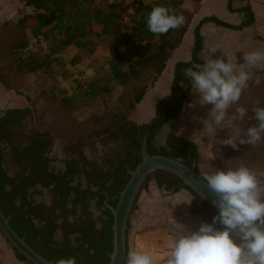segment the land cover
<instances>
[{
  "label": "flooded vegetation",
  "instance_id": "obj_1",
  "mask_svg": "<svg viewBox=\"0 0 264 264\" xmlns=\"http://www.w3.org/2000/svg\"><path fill=\"white\" fill-rule=\"evenodd\" d=\"M11 3L14 4L13 0ZM11 7L8 13L14 12ZM5 12L6 5L0 0V18ZM4 96L5 103L0 105V162L9 180H4V188L0 190V204L19 233L15 226H19L23 218L28 220L27 224L31 221L39 227L32 238L45 253L58 248L56 255L59 258H109L113 215L106 200L116 206L119 192L129 177L127 168L133 169L142 159V141L151 122L160 121L151 128L148 150L153 148L156 153L180 157L189 165L196 162L200 171V152L193 140L181 138L171 127L167 128L186 101L180 85L169 98L159 102L158 112L151 120L139 122L128 118L107 135L94 140L62 139L43 131L30 106L22 105L13 95ZM183 140L193 143L195 150L190 148L176 153V146H183ZM3 171L0 170V181ZM155 175L163 178V186L171 189V195L181 189L192 192L181 186L180 180L163 172L151 175L143 190ZM192 194L193 199L186 197L183 200L191 204L195 218L211 222L218 211L206 202H200L196 193ZM25 196L30 204L17 211H6L13 202L22 205ZM21 235L27 240L26 231ZM107 242H110V248ZM94 245L98 248L92 247ZM129 251L128 232L127 253ZM12 252L16 258L24 259L13 247Z\"/></svg>",
  "mask_w": 264,
  "mask_h": 264
},
{
  "label": "trees",
  "instance_id": "obj_2",
  "mask_svg": "<svg viewBox=\"0 0 264 264\" xmlns=\"http://www.w3.org/2000/svg\"><path fill=\"white\" fill-rule=\"evenodd\" d=\"M24 1L26 5L32 8V13L25 14L22 18H19L10 30L3 29L0 32L2 36L3 32L10 31V33L3 36L5 39L0 38V78L3 82L10 85L8 72H14L23 79L21 81H25L24 79L29 75L47 66L46 62H38L34 56H30L26 60L18 56L22 50L28 47L30 35L36 38L51 35V38L55 41L54 52H61L71 45L76 46L79 52L73 58V62L79 63L84 58L95 53L98 44L93 37L94 27L96 24H100L103 27V34L112 37V43L109 48L110 70L106 73V78L98 76L88 82V86L85 87L82 95L88 98L91 95L104 94L106 89H109L107 83L116 81L124 87L119 97V102H122L126 108L133 109L135 104L143 99L147 89L162 72L171 51L182 42L193 18L194 11L201 0H194L195 8L192 11L182 7V0H154L152 3H147L145 0H137V15L130 23L122 21V8L120 6L107 5L100 0ZM155 6H167L175 14L182 15L185 18L184 24L177 29H171L168 33L160 35L161 42L154 52L150 54L138 52L128 56L126 51L120 49V45L129 46L151 43L157 38L158 35L151 33L146 24L148 14ZM7 55H11L13 58L10 61L9 57L4 60ZM19 85L22 84L19 83ZM64 101L66 102L64 116L69 117L70 109L77 103V99L76 97H71L66 98ZM238 105V107L246 109V115L243 120H237L235 124V127H239L243 132L257 123L253 109L264 107V79L260 80L259 84L255 83L252 87L246 89ZM97 112L99 111H94L90 114L94 123L102 119ZM51 113L55 112L52 111ZM122 115L115 112L114 117L109 120V124H106L104 130L107 131L113 124L117 123L123 117ZM97 124L93 128H96L98 133H100L102 125L100 123ZM223 137L228 138V135L226 134ZM182 142L183 146L179 144L176 146V153H181L183 150L190 148L195 150L193 143H188L185 140ZM222 145L224 144L222 143ZM226 149L228 154L225 156L224 154L220 155L221 163L225 168H236L243 163L254 171L264 172V140L256 146L243 144L239 145L237 149H233L231 146H226ZM150 151L151 153H156L153 148ZM0 170L3 171L1 162ZM4 180H9L5 171H3L1 176L0 190L4 188ZM27 204H30V202L25 196L22 205H16L13 202L6 211L23 209ZM27 221V219L23 218L19 226L15 227L21 234L26 231L27 240L45 257L55 261L59 260L60 258L56 255L57 251H59L58 248H55L52 252L45 253L35 244L36 239H33L32 236L40 229L31 221L27 224ZM25 225L26 227L23 229ZM107 244L110 248V242H107ZM92 247L98 248L95 245ZM101 248H104V246H101ZM19 256L25 258L21 254ZM76 259L77 264H107L109 258H93L91 256L83 260L80 257H76Z\"/></svg>",
  "mask_w": 264,
  "mask_h": 264
},
{
  "label": "clouds",
  "instance_id": "obj_3",
  "mask_svg": "<svg viewBox=\"0 0 264 264\" xmlns=\"http://www.w3.org/2000/svg\"><path fill=\"white\" fill-rule=\"evenodd\" d=\"M182 15L167 6H155L146 18L148 30L162 35L181 27ZM203 63L184 69L192 91L201 105H211L204 131L225 128L234 134L222 140L226 146H256L264 140V107L253 109L256 125L243 131L235 127L246 115L244 107H236L242 92L253 79L252 69L264 64V51H249L244 63L237 66L227 57L204 56ZM260 83L259 78L255 80ZM253 169L241 163L236 168L210 170L201 179L216 196L213 205L218 213L211 222H202L195 231L181 227L179 235L169 237V250L163 264H264V182ZM220 225V227H217ZM55 264H77L76 257L60 258ZM126 264H157L148 250H130Z\"/></svg>",
  "mask_w": 264,
  "mask_h": 264
},
{
  "label": "rangeland",
  "instance_id": "obj_4",
  "mask_svg": "<svg viewBox=\"0 0 264 264\" xmlns=\"http://www.w3.org/2000/svg\"><path fill=\"white\" fill-rule=\"evenodd\" d=\"M15 1L18 6L14 12L8 14L1 21L0 32L3 29L10 30L19 18H22L25 14L32 13V8L26 5L24 0ZM145 1L147 3L154 2V0ZM182 7L188 11H192L195 8V2L194 0H182ZM102 29V25H95L93 37L98 44L96 51L79 63L73 62V58L79 50L71 51L66 48L61 52H54L55 41L51 38V35H48V37L40 36L39 38L30 35L28 47L22 50L18 56L24 60L30 56H34L38 62H46L47 66L29 75L24 79L25 81H21L23 79L14 72H8L10 85L3 82L0 78V105L2 106L5 103L2 100L5 97L4 95H13L22 105L30 106L32 115L36 118V122L41 130L68 140L99 139L128 118L133 119L131 109L126 108L122 102H119V97L124 87L116 81H109L107 83L109 89H106L104 94L91 95L88 98L82 95L83 90L88 86V82H91L98 76L106 78V73L110 70L109 48L112 43V37L104 35ZM7 33H10V31L3 32L0 38L5 39L3 36ZM160 42V35H158L151 43L129 46L120 45V49L126 51L128 56H132L138 52L150 54L157 49ZM6 58L10 61L13 56L7 55L4 60ZM14 83L16 84L13 85ZM19 83L22 85H19ZM71 97H76L77 103L72 106L71 111L67 110L70 111V116H64L66 111V102L64 100ZM6 103L8 104L9 102ZM50 110L55 113H51L52 111ZM94 111H99L97 113L102 118L96 123L93 122L94 120L90 115ZM115 112L123 114V117L105 131L104 127L106 124H109V120L114 117ZM97 123L102 125L100 133H98L96 128H93V126L96 127L98 125ZM168 126L167 128L171 127ZM220 142L221 140H216L214 146H206L207 151L205 152L207 153L205 154L201 151L199 169L202 174L210 170L227 169L221 163L220 155L224 154L225 156L228 152L226 146ZM211 147H213V151L209 150ZM206 157L209 158L206 160ZM262 176L260 175V178H264ZM163 183V178H157L155 175L149 180L146 188L142 191L130 219V242L133 241L136 234L149 233L151 237L150 242L156 244V238L158 239L160 236L156 229L160 228L167 229L171 234H180V231L174 226V221L186 215L187 212L184 209L175 211L172 205L177 200H182L184 193L191 199H193L194 195L186 189H181L176 194L171 195L169 192L171 189L165 188ZM0 239L2 240L0 242L2 244V246L0 244V264H9L5 253L10 250L14 255V252H12V247L1 236V232ZM142 241L140 237L137 238L139 246L142 245ZM162 242L164 241L162 240Z\"/></svg>",
  "mask_w": 264,
  "mask_h": 264
},
{
  "label": "crops",
  "instance_id": "obj_5",
  "mask_svg": "<svg viewBox=\"0 0 264 264\" xmlns=\"http://www.w3.org/2000/svg\"><path fill=\"white\" fill-rule=\"evenodd\" d=\"M3 1L6 12L0 21L12 12L8 13L11 6L14 10L18 6L15 0L14 4L11 3L12 0ZM68 50L78 51V48L71 45ZM255 50L264 51V0H201L182 42L171 51L162 72L147 89L143 99L131 109L133 119L139 122L151 120L158 112L159 102L169 98L174 89L176 90V86L180 85L186 101L170 126L181 138L193 140L200 154L207 153L206 146H214L216 140L227 139L223 136L227 134L229 137L234 131L228 128L214 133L204 131L203 120L208 118L211 105L199 103V96L192 91L190 81L184 76V69L193 64L203 63L204 56L227 57L239 66L244 63L243 55ZM251 71L253 79L249 81L246 89L252 87L257 78L264 79V64ZM238 106L233 105L229 113L231 114ZM209 150L213 151V147ZM208 158L206 157V160ZM256 172L264 174L262 171ZM260 179L264 182V178ZM182 196L188 197L186 193ZM172 207L175 211L184 209L187 212L174 221V226L180 233L182 226L192 231L198 229L202 222L195 218L190 203L179 199ZM156 230L160 234L158 239L156 238V244L150 242L149 233H140L130 242V250H148L157 260V264H163L165 254L169 250V237L173 234L165 228ZM138 237L143 240L140 246L137 243ZM5 256L9 264H25L22 259L16 258L8 251Z\"/></svg>",
  "mask_w": 264,
  "mask_h": 264
},
{
  "label": "water",
  "instance_id": "obj_6",
  "mask_svg": "<svg viewBox=\"0 0 264 264\" xmlns=\"http://www.w3.org/2000/svg\"><path fill=\"white\" fill-rule=\"evenodd\" d=\"M158 122L160 121L151 122L147 127L142 141V159L133 169L127 168L129 177L123 189L119 192L116 206L106 200V206L110 208L113 215L112 250L109 252L107 264H125L131 213L149 177L157 172L169 174L180 180L181 186L187 187L200 196V202H206L210 208L218 211L213 205L216 196L208 189L206 182L201 179L202 174L198 170L196 162L189 165L182 158L174 155L150 153L148 143L151 128ZM10 218L5 214L0 204L1 236L8 245L25 257L21 261L25 264H55L54 259L45 257L26 240L24 235L14 229Z\"/></svg>",
  "mask_w": 264,
  "mask_h": 264
},
{
  "label": "built area",
  "instance_id": "obj_7",
  "mask_svg": "<svg viewBox=\"0 0 264 264\" xmlns=\"http://www.w3.org/2000/svg\"><path fill=\"white\" fill-rule=\"evenodd\" d=\"M107 5L120 6L122 8V21L130 23L137 15V0H101Z\"/></svg>",
  "mask_w": 264,
  "mask_h": 264
}]
</instances>
